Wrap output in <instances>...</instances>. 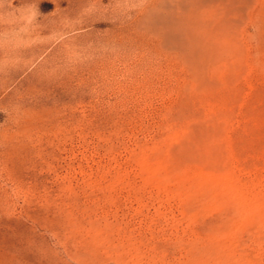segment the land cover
Wrapping results in <instances>:
<instances>
[{"label":"rangeland","instance_id":"rangeland-1","mask_svg":"<svg viewBox=\"0 0 264 264\" xmlns=\"http://www.w3.org/2000/svg\"><path fill=\"white\" fill-rule=\"evenodd\" d=\"M0 264H264V0H0Z\"/></svg>","mask_w":264,"mask_h":264}]
</instances>
